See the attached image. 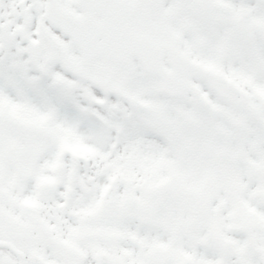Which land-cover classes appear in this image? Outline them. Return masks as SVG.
I'll return each instance as SVG.
<instances>
[{
    "label": "snow or ice",
    "instance_id": "1",
    "mask_svg": "<svg viewBox=\"0 0 264 264\" xmlns=\"http://www.w3.org/2000/svg\"><path fill=\"white\" fill-rule=\"evenodd\" d=\"M0 264H264V0H0Z\"/></svg>",
    "mask_w": 264,
    "mask_h": 264
}]
</instances>
